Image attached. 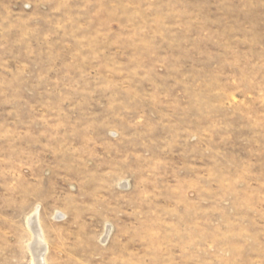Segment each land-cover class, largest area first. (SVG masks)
Instances as JSON below:
<instances>
[{"label": "rangeland", "instance_id": "obj_1", "mask_svg": "<svg viewBox=\"0 0 264 264\" xmlns=\"http://www.w3.org/2000/svg\"><path fill=\"white\" fill-rule=\"evenodd\" d=\"M33 214L45 264H264V0H0V264Z\"/></svg>", "mask_w": 264, "mask_h": 264}, {"label": "bare ground", "instance_id": "obj_2", "mask_svg": "<svg viewBox=\"0 0 264 264\" xmlns=\"http://www.w3.org/2000/svg\"><path fill=\"white\" fill-rule=\"evenodd\" d=\"M33 215L34 216L31 217L27 221V225H28L29 229L34 234V236L32 235L33 239L31 240V243L28 245V247L31 251L30 253H32V256H33L32 264H45L44 253L46 250V245L44 244V242L42 240V235H41L40 229H39L38 224H37L38 223L37 219H36L37 216H36V214H33ZM107 234H108V232H107Z\"/></svg>", "mask_w": 264, "mask_h": 264}]
</instances>
